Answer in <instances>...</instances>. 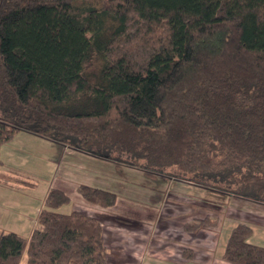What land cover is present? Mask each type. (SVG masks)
I'll return each instance as SVG.
<instances>
[{"label": "trees", "instance_id": "1", "mask_svg": "<svg viewBox=\"0 0 264 264\" xmlns=\"http://www.w3.org/2000/svg\"><path fill=\"white\" fill-rule=\"evenodd\" d=\"M20 131L264 204V0H0V165ZM69 203L52 187L29 237L1 230L0 264H110L101 219ZM252 234L238 222L223 258L264 264Z\"/></svg>", "mask_w": 264, "mask_h": 264}, {"label": "rangeland", "instance_id": "2", "mask_svg": "<svg viewBox=\"0 0 264 264\" xmlns=\"http://www.w3.org/2000/svg\"><path fill=\"white\" fill-rule=\"evenodd\" d=\"M61 147L59 143L26 131H20L1 146L4 163L0 165V231L30 236L38 207L42 206L53 184ZM67 151L69 154L61 163L54 182L60 183L72 203L60 210L82 208L101 219L112 263L132 253L137 256L150 253L155 244L161 252L167 246L166 250L189 254L185 244H191L193 236L200 231L191 235L186 224L208 217V221L215 220L217 224L205 226L207 230L200 234L214 235L220 228L226 237L240 220L249 224L250 218L253 219L251 213L258 214L254 209L261 208L259 202L207 189L174 175L148 172L114 161L99 162L72 148ZM6 171L17 174L22 181H8V177H2ZM81 183L115 192L116 204L105 207L84 201L77 191ZM197 241L200 243L198 252L202 253L205 240ZM26 256L24 253L21 261H25Z\"/></svg>", "mask_w": 264, "mask_h": 264}, {"label": "crops", "instance_id": "3", "mask_svg": "<svg viewBox=\"0 0 264 264\" xmlns=\"http://www.w3.org/2000/svg\"><path fill=\"white\" fill-rule=\"evenodd\" d=\"M19 134V133H17ZM61 145V144H60ZM62 147L60 148L61 151V156H60V160L56 163L57 164V172L56 175L54 177V181L55 178H58L59 174V170L61 168V163L63 162V160L65 159L66 155L69 154L67 153L68 149H70L71 147L69 146H65V145H61ZM73 149V148H72ZM75 150V149H74ZM78 151V150H77ZM83 153V152H82ZM87 157L92 158L93 160H97L99 162H112L109 160H104V159H100L97 157H93L89 154L84 153ZM3 161V160H2ZM4 162H2L3 164ZM1 164V165H2ZM56 166V165H55ZM1 177V174H0ZM2 177H8V181H14L15 183L20 182L21 179H19V177L17 176V174H9L8 171H6V173L2 174ZM22 181V180H21ZM53 181V184L51 186L52 187H58V188H62V186L60 185V183H55ZM87 182V181H84ZM90 184V183H88ZM50 190V189H49ZM49 190L47 191L44 200L49 192ZM44 204V202H43ZM42 204V206H43ZM42 206L38 207V213L40 212ZM75 207V205H74ZM260 207L259 209H254V211L259 212L257 213H251L253 214V219L250 218L251 220L248 222L249 225L252 226L253 228V234L250 237V241L255 243V244H259V245H264V204L260 203ZM72 209V208H71ZM82 209V208H81ZM86 211V209H83ZM87 212V211H86ZM38 215L35 219V225L33 227V230L38 226ZM238 222V221H237ZM239 222H244L240 220ZM133 224V223H132ZM135 225V224H133ZM208 227H203L201 229H199L200 233L201 231H205L207 230ZM32 230V231H33ZM209 230V229H208ZM232 230V228H231ZM230 230V232H231ZM212 231V229H211ZM230 232L228 233V235L225 237V235H223L222 230L220 228H218L214 235H207L206 234H200L197 233L193 236V238L191 239V241L188 245V243L185 244V246H187L189 248V254H184L181 253V251L179 252H174L169 250H166L168 247L165 246L166 248H163V252L159 251L161 248H157L159 247L157 244H155L153 247V250H150V253H144L140 256L135 255V253L130 254L129 257L124 258V259H120V260H116L117 262H115L116 264H232L228 261H226L223 258V251L225 248V245L227 243V240L229 238ZM192 235L193 232H188ZM211 234H213V232H211ZM207 236L209 237L208 239ZM29 237V236H27ZM198 239H203L205 240V245H204V250L202 251V253L198 252L199 248L197 247L198 244H200L197 240ZM107 245V242H106ZM108 253H109V263L110 264H115L111 262V254L112 252L110 251V248L108 247ZM166 251V252H165ZM221 251V252H220ZM114 262V260H112Z\"/></svg>", "mask_w": 264, "mask_h": 264}]
</instances>
